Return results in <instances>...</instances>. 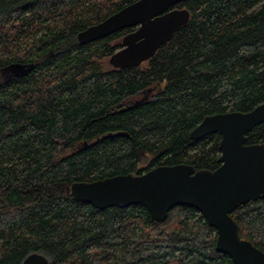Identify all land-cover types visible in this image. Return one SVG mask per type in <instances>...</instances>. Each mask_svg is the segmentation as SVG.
<instances>
[{"label":"trees","instance_id":"obj_1","mask_svg":"<svg viewBox=\"0 0 264 264\" xmlns=\"http://www.w3.org/2000/svg\"><path fill=\"white\" fill-rule=\"evenodd\" d=\"M137 0H0V264L41 253L49 264H234L196 209L153 222L140 204L104 210L65 192L73 182L141 174L158 165L219 167L220 135L192 139L207 115L264 101V0H184L189 12L138 66L104 61L135 30L87 44L76 35ZM153 88L140 107L118 105ZM264 145V123L246 135ZM241 239L264 252V198L231 213Z\"/></svg>","mask_w":264,"mask_h":264},{"label":"water","instance_id":"obj_2","mask_svg":"<svg viewBox=\"0 0 264 264\" xmlns=\"http://www.w3.org/2000/svg\"><path fill=\"white\" fill-rule=\"evenodd\" d=\"M184 0H137L76 35L81 45L123 28H135L121 40V47L108 58L113 69L138 66L189 20L185 8H172ZM34 65L10 63L0 70L3 81L25 76ZM140 99L124 110L139 107ZM264 123V101L248 112L207 115L189 132L192 139L218 133L220 164L214 171L195 170L188 164L160 165L140 175H116L91 182H73L65 192L74 201L104 210L140 204L153 222H161L175 206L196 209L215 229L217 252L234 264H264V252L241 239L231 217L237 206L264 198V145L245 143V135ZM21 264H49L41 253H30Z\"/></svg>","mask_w":264,"mask_h":264},{"label":"flooded vegetation","instance_id":"obj_3","mask_svg":"<svg viewBox=\"0 0 264 264\" xmlns=\"http://www.w3.org/2000/svg\"><path fill=\"white\" fill-rule=\"evenodd\" d=\"M109 65V64H108ZM1 81H3V79L1 80ZM0 81V82H1ZM147 89H149V88H147ZM147 89H144V90H138V91H136L134 94H132L131 96H129L128 98H126V99H124L123 101H121V103L118 105V108H120L119 110L121 111V109H123V108H125V106H129V105H131V104H133L136 100H138V99H140L144 94H146V90ZM153 88H151V91L149 92V93H147V99L145 100V101H147L148 100V98L149 97H151L152 96V94H153ZM144 101V102H145ZM143 102V103H144ZM141 106V105H140ZM139 106V107H140ZM138 108V107H137ZM135 109V108H134ZM132 110V109H131ZM124 111H127V110H124ZM121 112H123V111H121ZM158 166H160V165H158ZM158 166H155V167H158ZM155 167H153V168H155ZM153 168H151V169H153ZM149 171V170H148ZM145 172H147V171H145ZM145 172H142V173H145ZM141 173V174H142ZM133 175H137V174H133ZM138 175H140V174H138Z\"/></svg>","mask_w":264,"mask_h":264},{"label":"rangeland","instance_id":"obj_4","mask_svg":"<svg viewBox=\"0 0 264 264\" xmlns=\"http://www.w3.org/2000/svg\"><path fill=\"white\" fill-rule=\"evenodd\" d=\"M104 65H105V67L107 66V67H110L109 65H108V60H105L104 61ZM3 78L0 76V81L2 80Z\"/></svg>","mask_w":264,"mask_h":264}]
</instances>
